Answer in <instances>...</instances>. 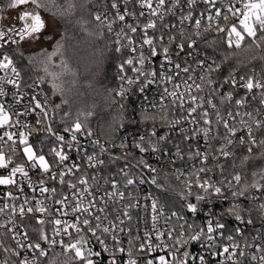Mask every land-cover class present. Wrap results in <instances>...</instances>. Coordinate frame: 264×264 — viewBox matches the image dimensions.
<instances>
[{"label":"snow or ice","instance_id":"6c2138e0","mask_svg":"<svg viewBox=\"0 0 264 264\" xmlns=\"http://www.w3.org/2000/svg\"><path fill=\"white\" fill-rule=\"evenodd\" d=\"M5 9L9 14H3ZM61 22L74 23L99 40L115 34L112 50L121 54L115 96L127 99L134 89L143 93L154 84L163 85L151 105L157 111L143 112V120L153 126L133 140L131 149L125 141L113 142L112 147L121 150L117 155L93 139L98 150H83L79 137H93L88 125L93 113L73 116L63 110L67 99L53 100L57 94L64 96L62 78L77 75L65 58L68 37L66 27L60 32ZM206 34L213 38L208 40ZM201 39L205 49L224 51L219 57L201 54ZM54 57L60 58L59 64ZM37 64L43 75L32 74ZM225 65L231 68L227 75ZM241 68L247 71L241 74ZM0 73V170L13 165L20 146L27 158L0 174V185L16 186L23 193L15 178L19 173L33 192L38 186L42 196L49 194L45 199L33 196L34 206L24 197L19 206L0 207V252L6 254L0 264H42L41 258L57 246L61 252L55 256L64 257L62 264H212L213 258H220L217 264H264V244L244 239L241 246L237 238H244L243 229H231L234 234L229 230L232 218L252 225L253 212L264 222V0H0ZM44 84L50 85L51 94L42 90ZM8 95L10 103L2 99ZM32 114L35 126L23 119ZM157 119L170 131L159 134ZM177 126L181 135L174 142L171 131ZM34 133H44L39 149L29 142ZM72 149L83 154L80 162L69 165ZM148 153L174 168L178 162L187 165L175 172L178 181L185 171L188 177L181 181L180 211L166 215L159 199L144 197L150 200L151 227L145 218L139 235V214L133 223L131 211L140 206L138 187H164L157 179L158 168L145 159ZM227 167L233 170L230 178L224 175ZM217 169L222 179H213ZM29 171L37 175L35 181ZM64 186L72 190L71 196L61 194ZM229 194V207L220 214L213 211L214 202L229 200ZM6 196L17 199L11 191ZM49 199L53 205L70 207L74 219L59 218L56 213L68 212L51 210L45 203ZM202 211L207 213L205 222L198 224L194 218ZM26 218L39 225L32 234L18 230ZM46 225L52 226L51 235ZM9 234L12 243L5 244ZM192 242H199L207 255L190 253ZM156 252L164 254L150 255ZM48 264L57 261L49 259Z\"/></svg>","mask_w":264,"mask_h":264},{"label":"built area","instance_id":"2783aa9c","mask_svg":"<svg viewBox=\"0 0 264 264\" xmlns=\"http://www.w3.org/2000/svg\"><path fill=\"white\" fill-rule=\"evenodd\" d=\"M4 2V1H3ZM200 7L202 8L203 5H200ZM5 14V12L3 13ZM118 30V29H117ZM111 36H113L115 38V34L113 33ZM203 43V39H201L199 41V47L200 44ZM201 49V48H200ZM202 50V49H201ZM204 51H201V54H203ZM191 58H189L190 60ZM162 60V57L157 58L156 64L158 65L159 62ZM2 74V73H0ZM129 75H131L132 73L129 72ZM118 77H119V72H118ZM42 90L47 91L48 90L44 87V85L41 86ZM169 87H171L169 85ZM9 89H11V86H8ZM163 85H158V84H154L152 85L150 88H148L145 92L141 93L138 90H133L129 95V97H135V99H140V104L141 107H143L145 109V111L148 112H152L155 111L157 109H154L151 107V105L154 102H157L159 99V92L162 91ZM3 100H5L6 102H11L12 101V97L11 95H8L4 98H2ZM26 102V101H25ZM17 110L18 111H23V107L22 105H18L17 106ZM27 123H29L30 125L35 126V118H34V114L29 115L27 117L23 118ZM181 126H177L176 130H172L171 131V135L172 137H174L175 139H177L181 133L179 132V128ZM183 127L187 128L190 127L189 125L185 124L183 125ZM151 126H144L142 125V127L139 129V131L136 134H130L128 135H120L118 134L116 136V138L111 139V140H104L101 137L97 136V135H93V137H84V136H80V142L81 145L83 146V150H86L88 153H92L94 150H98L97 146L93 145L91 143V141L93 139H99L100 142L102 144H105L106 147H109L110 150L115 153V154H120V149L119 147H112V143L114 142L116 145H119V143L121 141H125L129 144V147L131 149V144L133 142V140L138 139L140 135L145 134L146 132H149L151 130ZM14 131L16 129H13ZM3 130H0V133H2ZM170 130L165 126V127H161V130H159V134H163L165 132H169ZM62 132V130H61ZM66 138L70 139L69 134H65ZM44 138V133H34L32 136L29 137V142L32 143L34 145V148L39 149L40 148V144L39 141L41 139ZM173 139V141L175 140ZM194 146L197 143V141L193 140L191 142ZM199 143L201 146H203V140L200 139ZM22 147L20 146V149L17 151V154L13 157V165L9 166V169L7 170H0V174H7L8 171L10 170V168L12 166H14V164L17 163H25L26 161V157L23 156L22 154ZM169 147H171V145H169ZM182 148L186 149V144H182L181 145ZM71 159L69 161L66 162V164H71L73 161L76 162H80V157L83 154L82 150H77V149H72V150H68ZM44 153L46 154V158H48L49 160H51V157L47 156V146L44 147ZM138 155V153H137ZM145 159H147L149 161V163L153 164V166L158 168V175H157V179L158 182L162 185H164L163 188H157L156 185H152L150 183H145L143 185H140L137 189V191H139L140 193V197H141V201H140V206L138 208H134L132 209V214H133V223L137 222V213L139 214V224H140V230L138 232L139 235H143V231L145 230V218H147V228L150 229L151 227V210H150V200H145L144 197L147 196L148 194H151L152 197L159 199L160 203L162 205L165 206V214L169 215L171 210H175V211H180L181 208L179 209H174L170 206L168 199L170 198H174L177 201H179L182 204V201L180 199L179 193L183 188V185L181 184V181L186 179L188 177V172L185 171L184 175L181 176V181H178L176 179V175L177 173L175 172V168H181V170L183 171L184 168L187 167V165L181 166V164L178 162L177 165L175 166V168L170 165V164H166V162L162 159L161 161H157L153 155L151 153L145 154ZM134 162V161H133ZM223 162V158L222 161ZM191 161H188L187 164H191ZM199 165L197 164V167ZM26 170H28V165L25 164ZM55 170V169H54ZM38 171V170H37ZM228 170H226V172L224 173L225 176H229V172L227 173ZM167 173V175H165ZM88 174L89 177H91V175H93L92 170H88ZM29 175L32 177V179L35 181L38 177L37 175H35L33 173V171H29ZM79 175V174H77ZM151 174H146L147 178H150ZM19 182L20 185L24 188V192L20 193L18 188L16 186H7V185H0V207H2L4 204H15L17 206H19L20 203L23 202L24 197H27L33 204H35V200L32 199L33 196L36 197V199H45V197H47L49 194L45 193L43 196L40 194L39 190H38V186H37V190L35 192H33V190L31 188L28 187L27 185V181L23 179V177L18 173L17 176L15 177ZM223 177H221L219 175V169L216 170V175L213 176V179H222ZM66 179H72L73 182H75V180L72 177H67ZM90 184L93 183L91 181V179L89 180ZM49 186H53L52 182H49ZM58 188V191L61 189V186L59 184L55 185ZM11 191L13 193L14 196L17 197V199L15 200H10L7 198L6 193ZM72 190L68 189L66 186L63 187V190L61 192V194H67L69 196H71ZM102 194V193H101ZM172 196V197H170ZM59 198V196L57 197ZM230 194H229V200H219V201H215L214 204L215 206L213 207V205H208V207H213V211H215L217 214H220L224 211V209H226L227 207H229L230 204ZM247 201H244V203ZM45 203H47L50 206V209L53 210L55 212V209H61L62 211H67L68 215L67 216H63L60 215V213H56V215L64 220H68L69 222H71L74 219V216L71 212V208H62V206L59 205H53L52 200H45ZM120 204H116L115 207H120ZM147 207V211L145 210ZM40 214L37 213L36 216H39ZM76 215H80L79 213H77ZM207 213L205 211H202L198 217L194 218L196 220V222L198 224H202L205 222V217H206ZM4 219V215L0 214V222H2ZM254 223L252 225H248V224H240L239 222L235 221L234 218L231 219V222L229 224V230H230V234H234L231 233V229L239 226L243 229L244 232V238H237V242L241 244V246H243V242L244 239H247L249 242H253V243H260V244H264V222L262 221H257L256 218H252ZM159 226L161 227V229H163L165 227L164 224V218L161 217L160 221H159ZM39 227V225L36 224V220L34 218H26L24 225L22 227H19L18 230L20 232H23L25 229H27L29 231L30 234H32V229ZM46 230L48 231V233L51 235V225H46ZM3 231V230H0ZM154 236V234H153ZM253 236H257L259 237V239H257L256 241H253L252 238ZM5 244H11L12 241L10 240V234H9V238L6 239ZM126 243V240H125ZM97 249H98V245H97ZM190 253H192L193 255H200V254H204L207 255V253L205 252V250L201 247L199 242H192V244H190L188 246L187 249ZM249 251H254V249H250ZM57 252H61V249L59 246H57L55 249H50L49 253H48V257L46 258H41L42 264H48V260L49 259H56L57 264H62L64 257L60 256V257H56L55 253ZM164 254L163 252H156V253H151L150 255H162ZM105 257H107V254H105ZM6 258V254H4L3 252H0V261H2L3 259ZM220 258H213L212 259V264H217V260Z\"/></svg>","mask_w":264,"mask_h":264},{"label":"trees","instance_id":"16d2710c","mask_svg":"<svg viewBox=\"0 0 264 264\" xmlns=\"http://www.w3.org/2000/svg\"><path fill=\"white\" fill-rule=\"evenodd\" d=\"M3 1L4 3L7 2V0ZM61 24L63 25L60 28L61 33L65 31V27L67 28L68 39L65 58L77 75L73 76L75 83L72 91L70 93L64 92V96L59 94L54 96L53 100L55 103H60L62 99H67L69 103L64 106L63 110H70L73 116L80 111H91L93 115L89 118L88 125L92 129L93 135H97L104 140L114 139L118 134L128 136L136 134L142 125L152 127V121L143 120L145 109L143 108L144 106L141 107L140 99H135V97L121 99L115 96L114 90H118L120 83L118 66L121 62V54L112 50V41L115 38L111 36L106 37L104 40H99L94 36H87L74 23L61 22ZM206 35L208 40L213 38V34ZM200 48L207 54L217 57H219L220 52L224 51L220 49L214 53L211 49H205L204 43L200 44ZM230 63L232 66L235 65L234 60ZM255 63L259 66V61ZM230 70L231 68L225 65L223 74L227 75ZM245 71L247 69H240L241 74ZM32 74L34 76L40 75L35 69ZM44 87L51 94L50 86L44 84ZM113 100L116 102L114 103ZM121 105L124 107L121 108ZM155 126L158 131L161 130L159 119H157ZM173 139L175 138L173 137ZM174 142H177V139ZM227 170L229 175L233 171L231 167H227ZM168 201H170L169 204L172 208H181V203L173 197L168 199ZM251 218L261 221L256 212H253Z\"/></svg>","mask_w":264,"mask_h":264},{"label":"rangeland","instance_id":"374dc122","mask_svg":"<svg viewBox=\"0 0 264 264\" xmlns=\"http://www.w3.org/2000/svg\"><path fill=\"white\" fill-rule=\"evenodd\" d=\"M11 10H8V9H6V13H5V15H7V14H9V12H10ZM13 15V17H14V13L12 14ZM49 51H51L52 49H51V47H49V49H48ZM38 51V50H37ZM59 57H54V64H59ZM50 70H52V71H60V69L59 68H54V67H50ZM35 71L37 72V73H39L40 75H43L44 73H43V67H42V65H40V64H37L36 66H35ZM63 88H64V92H66V93H70L71 91H72V89H73V87H74V83H73V76L71 75V74H67V75H65L63 78ZM48 86H50L49 84H47Z\"/></svg>","mask_w":264,"mask_h":264}]
</instances>
